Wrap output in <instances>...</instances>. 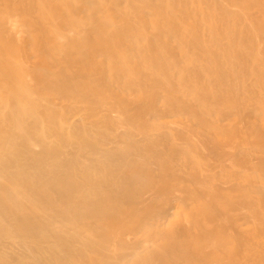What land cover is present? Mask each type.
I'll list each match as a JSON object with an SVG mask.
<instances>
[{
  "label": "bare ground",
  "instance_id": "obj_1",
  "mask_svg": "<svg viewBox=\"0 0 264 264\" xmlns=\"http://www.w3.org/2000/svg\"><path fill=\"white\" fill-rule=\"evenodd\" d=\"M263 109L264 0H0V264H264Z\"/></svg>",
  "mask_w": 264,
  "mask_h": 264
},
{
  "label": "rangeland",
  "instance_id": "obj_2",
  "mask_svg": "<svg viewBox=\"0 0 264 264\" xmlns=\"http://www.w3.org/2000/svg\"><path fill=\"white\" fill-rule=\"evenodd\" d=\"M258 45H259V44H258ZM258 45L256 44V46H258ZM262 88H263V87H262ZM263 110H264V109H263ZM263 112H264V111H263ZM253 144H255V143H253ZM253 144H250V145H251V147L253 148V149H250V150H254V151H256V150H257L258 152H259V150H261L260 152L262 153V151H263L264 147H262V149H261V147H260V148H259V150H258V149H256V147H255V145H256V144H255V145H253ZM250 145H249V146H250ZM256 146H257V145H256ZM262 146H264V145H262ZM257 147H259V146H257ZM255 149H256V150H255ZM261 153H260V154H261ZM254 160H255V159H254ZM255 161H256V160H255ZM255 161H254V162H255ZM262 208H263V207H262ZM250 210H251V209L249 208L247 211H249V212H250ZM263 211H264V209H263ZM263 211H262V213H263V216H264V212H263ZM251 212H252V210H251ZM251 212H250V213H251ZM247 213H248V212H247ZM250 213H248V214H250ZM260 217H261V215H260ZM262 219L264 220V218H263V217H261V220H260V221H258V223H259V222H261V221H262Z\"/></svg>",
  "mask_w": 264,
  "mask_h": 264
}]
</instances>
